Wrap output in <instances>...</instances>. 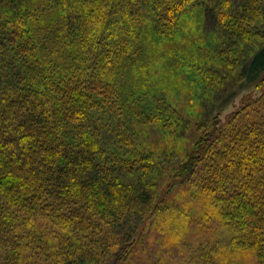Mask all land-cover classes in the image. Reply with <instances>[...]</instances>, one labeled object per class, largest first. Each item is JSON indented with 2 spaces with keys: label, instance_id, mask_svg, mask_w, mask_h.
Masks as SVG:
<instances>
[{
  "label": "trees",
  "instance_id": "obj_1",
  "mask_svg": "<svg viewBox=\"0 0 264 264\" xmlns=\"http://www.w3.org/2000/svg\"><path fill=\"white\" fill-rule=\"evenodd\" d=\"M18 2L0 0V52L10 49L16 62L0 69V81H13L0 87V264H142L137 255L152 241L149 224L173 190L189 184L197 187L191 196H199L207 222L202 233L225 231L227 253L250 251L264 264V79L259 95L224 121L223 110L210 122L197 121L194 143L177 163L155 162L138 149L131 123L116 126L109 118L119 145L111 150L95 124L112 116L113 98L127 92L117 85L121 72L144 71L142 52L155 48L151 39L178 57L168 30L180 27L189 9L203 21L209 15L215 40L225 26L229 38L254 47L240 74L255 81L264 68V44L253 46L254 35L264 36L254 28L264 0H81L80 26L67 29V45L54 40H65L64 31L47 38L50 26L32 34ZM56 4L72 10L73 0ZM229 46L216 45L214 54L232 68L235 62L223 56ZM192 47L195 70L216 92L221 73L208 70L200 45Z\"/></svg>",
  "mask_w": 264,
  "mask_h": 264
},
{
  "label": "rangeland",
  "instance_id": "obj_2",
  "mask_svg": "<svg viewBox=\"0 0 264 264\" xmlns=\"http://www.w3.org/2000/svg\"><path fill=\"white\" fill-rule=\"evenodd\" d=\"M80 1L73 0V4L70 6L72 10L65 9L63 11L57 5L58 1L56 4V0H19L16 11L24 16L27 29L32 30V34L36 32L40 35L44 26L47 28L50 26L45 32L47 38L52 39L59 31H64L65 40L61 38H54V40L62 45H67V29L80 26L81 8L84 6L79 3ZM205 8H207V13L211 9L209 6ZM196 10L198 9H189L190 13L180 27L175 29L176 31L168 30L173 38L171 41L174 40L171 45L175 49L177 48V58L171 53L170 56L166 51L159 50L160 45L151 39L150 44L155 48H152L150 54L149 51L142 52L145 62L144 71L130 69L124 70V73L121 72V81L117 85L122 89L125 87L127 92L124 95L118 92V98H113L112 116L109 117L110 112H107L100 117L102 119L95 122L96 134L100 137L101 142L109 144L111 150L117 151L119 145L113 135L114 129L112 128L115 127H109V118L113 119L116 126L131 123L136 133L139 134L137 142L140 146L137 148L152 154L153 158L155 157V162L177 163L178 158H182L194 143L197 121L204 122L209 119L210 122L221 110H223L221 118L224 121L232 111L239 109L244 103H249L261 92L258 85L264 79V68L259 71L253 82L248 81V75L240 74L242 66H246L250 62L251 50L254 47L248 49L245 39L229 38L225 26L220 30L217 26L215 27L216 32L219 30L218 33L222 36L215 40L213 37L215 33L211 31L213 20L207 14L206 20L203 21ZM66 12L71 13V16H67ZM75 15V24H71ZM147 25L148 23L143 25V30L148 36H152ZM256 26V30L262 31L263 34L264 17L263 19L259 17L254 28ZM212 40L215 42L211 43ZM253 41V46L264 44V36L254 35ZM226 42L231 46H229V52H224L223 56L230 58L231 63L235 62V64L232 63L234 69L221 64L220 57L218 58L217 54H214L215 50H219L216 45H223ZM1 43L4 46L3 40ZM188 44L193 45L192 49L200 45L199 56L205 59V64L209 67L208 70L211 68L213 69L212 73L216 70L221 73L218 77L220 88L216 92H212L213 88L210 90V80L207 77L204 79L195 70V58L190 59L192 54ZM170 51L173 52L171 47ZM66 55L68 58L73 57L68 51ZM11 60L14 59L10 49L7 48L4 52H0V69L5 66L7 68L8 66L14 67L16 62L11 64ZM166 66L174 71V74H166V71L163 70ZM4 80L0 81V87L7 84L13 85L9 76L4 77ZM198 103L201 104V107H198ZM166 108L167 110H164ZM172 108H176L178 114L174 115L171 111ZM203 111L204 117H202ZM160 112H163V115L159 116ZM190 119L192 120L190 125L186 126L185 124L188 125ZM118 175L119 179L128 180L121 174ZM196 191L197 187H194V184H189L177 187L168 196L166 210L157 215L159 220L155 225L146 224L151 227L148 237H152V241L150 245L146 246V244L145 249H142V255H137L140 256L138 262H142V264H211V262L213 264H260L255 254L250 251L239 250L234 255L227 253L225 245L228 235L225 231L202 233L207 222L203 218L202 209L199 208L201 206L198 202L199 196H191ZM205 238L212 241L208 246L205 245L206 247L200 246L199 244ZM214 242L217 243L216 246L213 244ZM210 250L209 256L207 254ZM103 262L112 261L107 258Z\"/></svg>",
  "mask_w": 264,
  "mask_h": 264
}]
</instances>
